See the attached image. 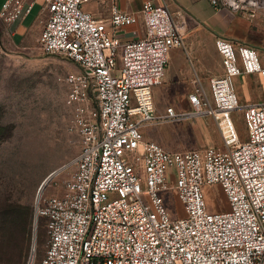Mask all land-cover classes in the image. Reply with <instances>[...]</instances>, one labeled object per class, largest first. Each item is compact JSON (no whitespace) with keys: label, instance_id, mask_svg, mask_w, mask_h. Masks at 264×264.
I'll list each match as a JSON object with an SVG mask.
<instances>
[{"label":"built area","instance_id":"2783aa9c","mask_svg":"<svg viewBox=\"0 0 264 264\" xmlns=\"http://www.w3.org/2000/svg\"><path fill=\"white\" fill-rule=\"evenodd\" d=\"M90 0H4L0 18L14 23L39 6L42 52L75 63L65 78L69 129L78 153L61 193L40 196L35 218L45 221L46 243L27 264H264V98L240 103L232 78L264 66L252 46L219 37L215 46L224 73L209 80L211 96L197 87L191 109L169 106L157 113L152 89L164 75L168 53L181 47V16L166 5L143 2L142 33L115 34L132 13L111 5L108 20L83 9ZM212 6L254 19L264 0H210ZM246 128L240 140L231 114ZM217 111L227 114L215 118ZM211 116L222 145L171 151L144 137L147 123ZM219 186L227 210L209 206L205 188ZM182 203L172 216L168 200ZM33 250V249H32Z\"/></svg>","mask_w":264,"mask_h":264},{"label":"rangeland","instance_id":"374dc122","mask_svg":"<svg viewBox=\"0 0 264 264\" xmlns=\"http://www.w3.org/2000/svg\"><path fill=\"white\" fill-rule=\"evenodd\" d=\"M39 14L37 5L25 23L36 19L39 26L18 37L0 18V264H15L14 242L18 237L22 241L18 264H27L32 254L36 262L43 256L47 236L44 219L35 218L36 200L61 193L62 183L71 172L62 167L79 151V139L69 129L72 112L66 102L65 83L66 76L77 67L62 55L42 52ZM254 20L258 45L250 46L258 51L264 66V11ZM231 117L239 139L245 140L242 112L236 109ZM142 132L145 138L171 151L222 145L220 128L211 116L147 123ZM54 170L57 174L38 196L41 182ZM205 192L211 208L228 209L219 186L205 188ZM173 198L168 200L172 216H183L182 203L175 193ZM18 207L29 212L28 229L22 234L10 214Z\"/></svg>","mask_w":264,"mask_h":264},{"label":"crops","instance_id":"0c3cea01","mask_svg":"<svg viewBox=\"0 0 264 264\" xmlns=\"http://www.w3.org/2000/svg\"><path fill=\"white\" fill-rule=\"evenodd\" d=\"M3 1L0 0V3ZM144 1L146 0H90L83 5V9L95 18L104 20L109 19L113 3L120 9L131 12L132 24L115 32L123 41L141 35L143 20L140 10ZM150 1L166 5L172 13L181 16L180 32L184 41L183 46L170 49L163 78L152 89L156 112H163L169 106L186 111L190 106L188 96L197 87H201L206 96H211L210 78L224 73L221 56L215 46L217 38L229 39L236 45H258L254 37V19L233 15L227 9L215 8L210 0ZM30 13L9 25L13 35L22 36L28 29L39 26L36 19L25 23ZM263 57L261 54L262 59ZM232 84L241 103L260 102L264 98V80L259 74L240 73L232 78Z\"/></svg>","mask_w":264,"mask_h":264},{"label":"trees","instance_id":"16d2710c","mask_svg":"<svg viewBox=\"0 0 264 264\" xmlns=\"http://www.w3.org/2000/svg\"><path fill=\"white\" fill-rule=\"evenodd\" d=\"M10 214L12 217V221L17 226L16 229L18 228L17 231L19 232V234L24 233V231L28 229L29 212L26 211V208L18 207L17 209L12 210ZM14 249L17 252V257L14 263L18 264L20 259V253L22 252V241L19 237L14 242Z\"/></svg>","mask_w":264,"mask_h":264},{"label":"bare ground","instance_id":"6f19581e","mask_svg":"<svg viewBox=\"0 0 264 264\" xmlns=\"http://www.w3.org/2000/svg\"><path fill=\"white\" fill-rule=\"evenodd\" d=\"M225 114H227V112H225V111H217V114H216L215 118L220 119L222 116H225ZM215 121H216V119H215ZM57 172H58V170L49 179H47V181L42 185V187L39 189L38 196L42 193V191L45 188V186L49 183V181L52 179V177L57 174Z\"/></svg>","mask_w":264,"mask_h":264},{"label":"water","instance_id":"95a60500","mask_svg":"<svg viewBox=\"0 0 264 264\" xmlns=\"http://www.w3.org/2000/svg\"><path fill=\"white\" fill-rule=\"evenodd\" d=\"M57 170L52 171L51 173H49L41 182L39 189L42 187V185L47 181V179H49Z\"/></svg>","mask_w":264,"mask_h":264}]
</instances>
